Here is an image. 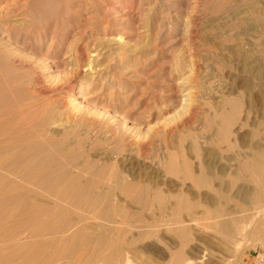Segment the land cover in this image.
Returning a JSON list of instances; mask_svg holds the SVG:
<instances>
[{
	"label": "rangeland",
	"instance_id": "rangeland-1",
	"mask_svg": "<svg viewBox=\"0 0 264 264\" xmlns=\"http://www.w3.org/2000/svg\"><path fill=\"white\" fill-rule=\"evenodd\" d=\"M46 6L48 43L21 54L30 65L4 96L44 108L49 135L73 149L74 174L100 182L91 193L103 202L91 207L89 190L55 220H0V264H264V0ZM67 220L102 235L47 231Z\"/></svg>",
	"mask_w": 264,
	"mask_h": 264
},
{
	"label": "bare ground",
	"instance_id": "bare-ground-1",
	"mask_svg": "<svg viewBox=\"0 0 264 264\" xmlns=\"http://www.w3.org/2000/svg\"><path fill=\"white\" fill-rule=\"evenodd\" d=\"M47 1L48 0H17L14 1V3L11 1L13 4H11V7L9 6L10 9L8 13H0V37L7 38L9 41H13L10 46L4 44V42H2L3 40H1L2 43H0V220L2 221L13 220L19 216L28 218L32 215L34 216V218H38L40 221L44 218H47L48 220H55L58 218L59 213L64 212L68 214L65 209L66 204L74 207L79 206L81 200L83 201L85 193H89V190L91 193V189L97 188L98 183H100L98 180H84V176L81 175V173H73V168L80 170V162H77V159L73 160V155L71 152L73 149L70 150L62 147L60 140H57L55 137H51L49 135V129L47 128V115L44 108L29 106L30 104L28 106H16L17 104L15 106H8V100L4 96L6 91L11 90V88L17 87L16 81L19 78L21 70H23L27 66L29 67L30 65V60H23L21 54L24 53V51H26L27 49L31 50L33 53H40L41 50H43L42 44L44 46V44L48 43L49 36L51 34L50 29H48L49 27L45 31H43V33H40L41 31L39 32V27L48 17V10L46 6ZM15 16L20 17V19L24 20L27 24H23L24 26L20 24L22 28L17 30V27H15L12 23L13 21L10 20L11 17ZM14 21L17 22V20ZM61 38L62 37L60 36V39ZM17 45L20 49L17 48L16 51L14 49H16L15 47ZM37 45L41 46L37 48ZM59 47L53 52V55L59 54ZM32 62L33 65H39L41 61L34 60ZM235 111L234 114H237V111ZM236 116L237 115H235V117ZM225 117H227V115ZM230 117L231 116H229V118ZM227 122L229 123L226 118V123ZM223 125V127L226 128L224 121ZM255 161L253 160V162ZM239 167L240 169H242L241 166ZM248 168L249 166L247 165V169ZM252 172L249 171L251 175L253 174ZM246 173L248 174V171ZM255 174H257V172H255ZM252 176L254 177V175ZM251 179L248 180H250V183H253L251 182ZM254 181H256V179ZM254 184L255 183H253V185ZM259 188H261V186ZM259 193H261L260 190ZM261 196L263 198L264 195ZM92 197V201L90 202L91 207L97 208L96 206L101 199V194L94 193ZM49 201H54V203H50ZM102 202L100 204H102ZM185 204V202H181L180 207L185 206ZM104 211L105 216L110 217V210L107 208ZM61 217L62 216L60 215V218ZM223 224L224 222H222V225ZM85 226L75 228V223L73 225L67 220V223L65 222L62 228H48L47 231L50 233L63 234L69 231H74V236L78 239L80 238L81 240H83L84 243V241L90 238L94 233L93 231L91 234L89 226ZM224 227H228L230 229L226 222L224 224ZM43 231L46 230L38 228L35 234L42 235L41 232ZM100 234L102 235V233H99L98 235L101 236ZM96 244L98 246H95L93 249H96V251L98 252L102 251L103 246L101 245L103 244V242L101 245H99L98 243ZM88 245L82 244L81 248L83 249L86 246L87 248L91 247V245ZM106 246H104L105 249H107L111 245H109L107 248Z\"/></svg>",
	"mask_w": 264,
	"mask_h": 264
},
{
	"label": "built area",
	"instance_id": "built-area-1",
	"mask_svg": "<svg viewBox=\"0 0 264 264\" xmlns=\"http://www.w3.org/2000/svg\"><path fill=\"white\" fill-rule=\"evenodd\" d=\"M257 259L261 262L264 263V251L261 254L257 255Z\"/></svg>",
	"mask_w": 264,
	"mask_h": 264
}]
</instances>
